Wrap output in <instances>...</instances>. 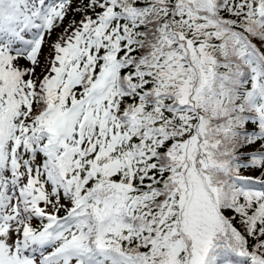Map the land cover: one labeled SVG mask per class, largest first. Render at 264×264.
<instances>
[{
    "label": "snow or ice",
    "instance_id": "6c2138e0",
    "mask_svg": "<svg viewBox=\"0 0 264 264\" xmlns=\"http://www.w3.org/2000/svg\"><path fill=\"white\" fill-rule=\"evenodd\" d=\"M0 264H264V0H0Z\"/></svg>",
    "mask_w": 264,
    "mask_h": 264
}]
</instances>
